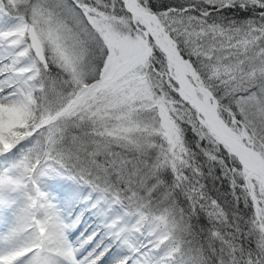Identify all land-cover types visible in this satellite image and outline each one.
I'll use <instances>...</instances> for the list:
<instances>
[{"label": "snow or ice", "instance_id": "1", "mask_svg": "<svg viewBox=\"0 0 264 264\" xmlns=\"http://www.w3.org/2000/svg\"><path fill=\"white\" fill-rule=\"evenodd\" d=\"M0 264H264V0H0Z\"/></svg>", "mask_w": 264, "mask_h": 264}]
</instances>
